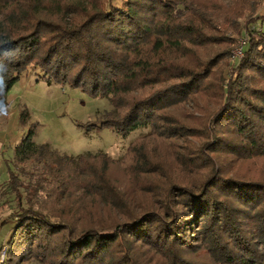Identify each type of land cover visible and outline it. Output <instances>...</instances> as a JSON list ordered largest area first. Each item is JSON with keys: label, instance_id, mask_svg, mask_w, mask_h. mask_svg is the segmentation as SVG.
Wrapping results in <instances>:
<instances>
[{"label": "trees", "instance_id": "1", "mask_svg": "<svg viewBox=\"0 0 264 264\" xmlns=\"http://www.w3.org/2000/svg\"><path fill=\"white\" fill-rule=\"evenodd\" d=\"M116 2L0 0V110L39 70L108 101L87 129H148L116 161L37 146L32 125L0 193L4 264H264V0Z\"/></svg>", "mask_w": 264, "mask_h": 264}, {"label": "rangeland", "instance_id": "2", "mask_svg": "<svg viewBox=\"0 0 264 264\" xmlns=\"http://www.w3.org/2000/svg\"><path fill=\"white\" fill-rule=\"evenodd\" d=\"M116 1L117 6L122 2V0ZM239 22L244 21L239 19ZM246 41V38L241 36L234 45H231L229 64L232 65L242 59V55L235 59L234 57L238 50L244 47ZM42 76L39 70H28L23 73L9 90L6 107L0 110V193L9 178V172L15 171L14 148L32 125L35 126L33 143L37 146L44 144L50 151L73 157L106 153L116 161H121L129 145L148 132V129H139L126 137H121L110 129H87L88 123L112 112L108 101L91 97L68 84L48 83ZM23 110L28 113L25 122L20 120ZM157 150L162 152L160 148ZM160 157L164 159L162 154ZM30 167L31 163H28L23 169L29 170ZM112 176L120 188L133 189L132 192H135L138 203L146 200L140 192L141 188L139 190L126 170L117 167ZM12 200V195L0 196V215L4 218H7L13 210ZM10 227L6 225L0 230V256L4 248L1 246L7 238Z\"/></svg>", "mask_w": 264, "mask_h": 264}, {"label": "built area", "instance_id": "3", "mask_svg": "<svg viewBox=\"0 0 264 264\" xmlns=\"http://www.w3.org/2000/svg\"><path fill=\"white\" fill-rule=\"evenodd\" d=\"M241 55H242V52H241V48H240V50H238V52H237L236 56L234 57V59L237 58V57H241ZM5 254H6V247L3 248L2 254L0 256V264H4V262H5Z\"/></svg>", "mask_w": 264, "mask_h": 264}]
</instances>
